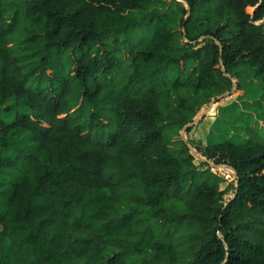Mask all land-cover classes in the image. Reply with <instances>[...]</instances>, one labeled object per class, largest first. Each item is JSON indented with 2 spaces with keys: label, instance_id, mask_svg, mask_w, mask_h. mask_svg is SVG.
Here are the masks:
<instances>
[{
  "label": "trees",
  "instance_id": "1",
  "mask_svg": "<svg viewBox=\"0 0 264 264\" xmlns=\"http://www.w3.org/2000/svg\"><path fill=\"white\" fill-rule=\"evenodd\" d=\"M173 1L0 0V264H264V128L180 134L264 82V0Z\"/></svg>",
  "mask_w": 264,
  "mask_h": 264
},
{
  "label": "rangeland",
  "instance_id": "2",
  "mask_svg": "<svg viewBox=\"0 0 264 264\" xmlns=\"http://www.w3.org/2000/svg\"><path fill=\"white\" fill-rule=\"evenodd\" d=\"M173 7L184 6L183 0H174ZM233 87L227 96L207 106L196 116L188 130L184 128L180 134L187 144L193 148H203L214 142L228 139L240 143L249 137L250 131L262 132L264 128V82L247 75L238 81L232 78ZM13 101L8 103L12 105ZM13 116V113L11 114ZM187 127V126H186ZM138 137L132 138L136 146ZM209 177L222 189L235 182L234 172L223 166L210 165Z\"/></svg>",
  "mask_w": 264,
  "mask_h": 264
},
{
  "label": "water",
  "instance_id": "3",
  "mask_svg": "<svg viewBox=\"0 0 264 264\" xmlns=\"http://www.w3.org/2000/svg\"><path fill=\"white\" fill-rule=\"evenodd\" d=\"M225 97L227 96V94L224 95ZM216 101H212L209 104V108L215 103ZM191 127V125H188L187 127L184 128V130H188Z\"/></svg>",
  "mask_w": 264,
  "mask_h": 264
}]
</instances>
